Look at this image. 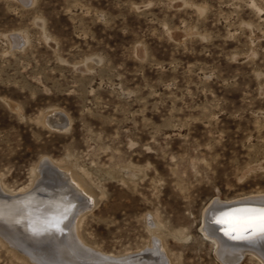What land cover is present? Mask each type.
<instances>
[{
  "label": "rangeland",
  "instance_id": "374dc122",
  "mask_svg": "<svg viewBox=\"0 0 264 264\" xmlns=\"http://www.w3.org/2000/svg\"><path fill=\"white\" fill-rule=\"evenodd\" d=\"M44 159L95 205L55 244L0 231V264H226L205 212L264 195V0H0L7 194Z\"/></svg>",
  "mask_w": 264,
  "mask_h": 264
},
{
  "label": "bare ground",
  "instance_id": "6f19581e",
  "mask_svg": "<svg viewBox=\"0 0 264 264\" xmlns=\"http://www.w3.org/2000/svg\"><path fill=\"white\" fill-rule=\"evenodd\" d=\"M67 120L69 117L62 113L56 117H48V122L57 128L64 127V124L69 122ZM39 171L41 180L39 182L37 180L38 185L27 190L7 194L0 183V231H6L14 240L37 246L43 245L50 238L56 237L51 241L55 244L59 240L58 236L69 238L70 234H76L85 210L95 205L93 194L69 169L59 166L56 168L54 162L44 159ZM241 204L242 206L238 208L226 209ZM204 222L205 235L218 246L220 257L226 264H237L248 252L264 263V234L240 240L227 234L231 229L240 232L248 228H253L254 231L264 228V195H253L231 201L216 198L207 207ZM222 227H228L227 232H220ZM54 229L57 231L51 235ZM77 241L78 243L69 242V249L73 253H81L85 250L86 244L82 238L78 236ZM158 247L153 252L143 253L142 259L158 258L160 250L161 254L166 252L163 246L160 250ZM37 254L40 256L42 252L39 250ZM160 259H163V256ZM60 261L61 264H65V261ZM70 262L78 264L75 258Z\"/></svg>",
  "mask_w": 264,
  "mask_h": 264
},
{
  "label": "water",
  "instance_id": "95a60500",
  "mask_svg": "<svg viewBox=\"0 0 264 264\" xmlns=\"http://www.w3.org/2000/svg\"><path fill=\"white\" fill-rule=\"evenodd\" d=\"M240 206H242V204L241 205L229 206L226 209L230 210V209H233V208H238ZM223 224H227L228 225L229 223L228 222H226V223L223 222ZM225 229H226V231L224 230L223 233L227 232L228 227H225ZM227 234H229V236H232L234 239H239L240 240V239H244V238L256 237L258 235H263L264 234V228L259 229L257 231H254L253 228H248V229H246L244 231H240V232L231 229V231L227 232Z\"/></svg>",
  "mask_w": 264,
  "mask_h": 264
}]
</instances>
